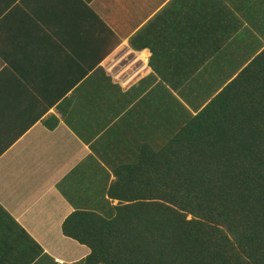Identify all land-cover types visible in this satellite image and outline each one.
Listing matches in <instances>:
<instances>
[{
    "label": "crops",
    "instance_id": "0c3cea01",
    "mask_svg": "<svg viewBox=\"0 0 264 264\" xmlns=\"http://www.w3.org/2000/svg\"><path fill=\"white\" fill-rule=\"evenodd\" d=\"M262 52L264 0H0V264H83L61 227L137 174L141 82L196 105Z\"/></svg>",
    "mask_w": 264,
    "mask_h": 264
},
{
    "label": "trees",
    "instance_id": "16d2710c",
    "mask_svg": "<svg viewBox=\"0 0 264 264\" xmlns=\"http://www.w3.org/2000/svg\"><path fill=\"white\" fill-rule=\"evenodd\" d=\"M140 85L158 129L137 174L61 227L90 250L83 264H264V52L196 105Z\"/></svg>",
    "mask_w": 264,
    "mask_h": 264
}]
</instances>
